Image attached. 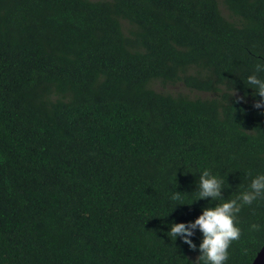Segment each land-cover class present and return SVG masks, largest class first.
<instances>
[{"label":"trees","instance_id":"16d2710c","mask_svg":"<svg viewBox=\"0 0 264 264\" xmlns=\"http://www.w3.org/2000/svg\"><path fill=\"white\" fill-rule=\"evenodd\" d=\"M261 61L264 0H0V264H193L166 232L207 202L170 196L264 173ZM238 219L251 264L264 198Z\"/></svg>","mask_w":264,"mask_h":264},{"label":"clouds","instance_id":"9594fccd","mask_svg":"<svg viewBox=\"0 0 264 264\" xmlns=\"http://www.w3.org/2000/svg\"><path fill=\"white\" fill-rule=\"evenodd\" d=\"M260 73H264V61L258 62L254 71L246 77V85L254 90V96L259 97L253 107L264 111V77ZM234 95L236 93L233 89L231 97ZM246 101V95H236L237 103H246ZM226 188L229 187H226L224 177L213 173L210 168H204L198 175L196 191L192 192L195 193V197L191 201L184 202L185 198L182 195L184 193L179 191L173 192L170 196L171 201L177 202L176 206H190L201 200L207 202L194 220L173 222L168 225L169 230L166 232L171 241L175 242L179 238L189 250L199 252L193 264H227L230 246L241 237L239 213L243 207L251 206L257 200L264 198V173L252 177L247 188L234 197L223 196V190ZM259 228L260 225L256 223L249 225L252 231ZM197 232L201 235L198 245L193 240Z\"/></svg>","mask_w":264,"mask_h":264},{"label":"water","instance_id":"95a60500","mask_svg":"<svg viewBox=\"0 0 264 264\" xmlns=\"http://www.w3.org/2000/svg\"><path fill=\"white\" fill-rule=\"evenodd\" d=\"M251 264H264V245L261 247Z\"/></svg>","mask_w":264,"mask_h":264},{"label":"rangeland","instance_id":"374dc122","mask_svg":"<svg viewBox=\"0 0 264 264\" xmlns=\"http://www.w3.org/2000/svg\"><path fill=\"white\" fill-rule=\"evenodd\" d=\"M160 89V87H159ZM166 90L171 91V92H177L178 90H181V86L180 85H176L175 87H167Z\"/></svg>","mask_w":264,"mask_h":264}]
</instances>
